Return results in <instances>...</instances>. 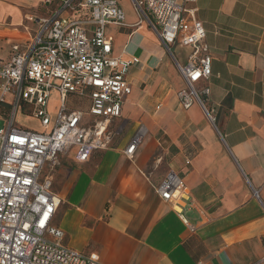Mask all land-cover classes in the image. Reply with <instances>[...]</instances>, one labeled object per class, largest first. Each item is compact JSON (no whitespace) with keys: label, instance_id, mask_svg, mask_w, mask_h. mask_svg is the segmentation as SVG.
Instances as JSON below:
<instances>
[{"label":"crops","instance_id":"obj_1","mask_svg":"<svg viewBox=\"0 0 264 264\" xmlns=\"http://www.w3.org/2000/svg\"><path fill=\"white\" fill-rule=\"evenodd\" d=\"M122 8L124 24L107 33L113 56L140 58L128 74L132 91L110 122L118 132L107 149L81 162L73 148L45 165L42 178L62 200L53 225L69 248L102 264H264V0L186 3L206 29L212 72L196 88H209L202 99L212 118L178 96L187 84L177 63L192 48L168 51L147 22L137 24L131 0ZM50 12L44 0H0V56L8 59L15 38ZM89 103L75 108L86 121ZM141 125L145 136L128 156ZM170 171L185 182L171 202L157 192Z\"/></svg>","mask_w":264,"mask_h":264},{"label":"built area","instance_id":"obj_2","mask_svg":"<svg viewBox=\"0 0 264 264\" xmlns=\"http://www.w3.org/2000/svg\"><path fill=\"white\" fill-rule=\"evenodd\" d=\"M193 0H131L139 22H147L171 51L175 44L192 48L186 64L177 63L187 88L178 93L184 108L199 102L208 117L196 84L212 72L206 29L186 8ZM49 15L36 19L30 36L16 37L8 59L0 56V264H102L96 253L69 248L64 232L53 225L62 202L52 191L45 165L53 168L59 156L75 148L85 162L109 147L111 120L122 115L132 87L128 74L139 57L113 56L111 24L122 25L125 12L118 0H44ZM53 91L59 96L55 118L50 113ZM89 100L91 121L68 106L69 96ZM8 97L11 100L8 101ZM40 122L41 130L16 123L19 111ZM146 129L141 125L125 152L133 157ZM189 163V161H187ZM183 177L170 171L157 192L166 201L184 194ZM264 261V256L261 262Z\"/></svg>","mask_w":264,"mask_h":264},{"label":"rangeland","instance_id":"obj_3","mask_svg":"<svg viewBox=\"0 0 264 264\" xmlns=\"http://www.w3.org/2000/svg\"><path fill=\"white\" fill-rule=\"evenodd\" d=\"M125 1L126 0H120V4L122 7L125 6ZM173 50V48H172ZM8 101L11 100V97L7 98ZM86 100V99H85ZM85 100L84 98L78 97V96H70L68 99V106L70 108H77L80 104H85ZM58 106H59V98L57 97V95L53 92L52 96H51V104H50V110H58ZM2 121H0V126H2ZM16 123L17 125L21 124L23 126H26L27 128H34L35 130H41V125L40 122L29 116L24 114L23 110L19 111V114L16 118Z\"/></svg>","mask_w":264,"mask_h":264}]
</instances>
